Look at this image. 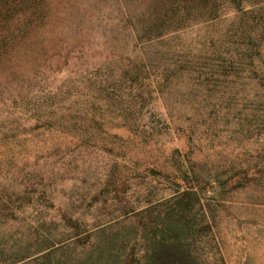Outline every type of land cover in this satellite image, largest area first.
Here are the masks:
<instances>
[{
  "label": "rangeland",
  "instance_id": "obj_1",
  "mask_svg": "<svg viewBox=\"0 0 264 264\" xmlns=\"http://www.w3.org/2000/svg\"><path fill=\"white\" fill-rule=\"evenodd\" d=\"M34 5L0 0V90L8 107L59 103L61 126L30 131L14 107L23 127L0 147V251L34 254L46 239L68 245L60 260L112 238L131 248L151 218L183 209L193 227L214 224L210 248L194 237L204 264L219 253L264 264V2Z\"/></svg>",
  "mask_w": 264,
  "mask_h": 264
},
{
  "label": "trees",
  "instance_id": "obj_2",
  "mask_svg": "<svg viewBox=\"0 0 264 264\" xmlns=\"http://www.w3.org/2000/svg\"><path fill=\"white\" fill-rule=\"evenodd\" d=\"M256 2L258 5L264 0H256ZM34 6H36L34 0H30L29 7ZM260 19L264 21V14H261ZM168 20L166 17L157 21L163 24ZM156 25H158L157 28H161L159 22ZM161 34L163 32L159 31L158 36ZM18 97L20 98L21 94ZM28 98L29 95L21 103H17L16 98H13L10 104L12 107H8L9 100L12 99V92L10 89L0 90V147L10 145V139H13L18 130L23 127L18 119H12L16 110L14 107L21 108L24 115L28 113L32 115L31 118L35 120L36 125L30 128V131L41 128L57 129L61 126L59 123L61 119V115L59 117V103L55 105L54 102L49 105L47 102H34ZM85 140L87 141V139ZM24 143L23 140L19 139L12 142V144L19 146ZM193 193L190 189L183 193L178 192V195L184 199ZM150 222L153 226L143 229L140 235L137 233L135 238L140 236V240H135L131 248H128L124 241L112 238L109 241L110 245L108 244L106 247L98 245L93 247L88 254L75 255L74 257L67 255L65 259L60 260L55 257L57 251L64 250L68 245H61L57 248L55 245H49V241L46 239L45 242L47 243L43 247H38L39 249L34 254L29 253L27 248L18 250L10 248L6 250L7 252L1 250L0 264H204L205 260H201L195 248L194 237L197 234L202 235L201 243L208 245L209 248L216 244L213 222L207 219L202 221L199 228L193 227L183 209H179L176 215L165 214L163 217H158V220L151 218ZM257 225L259 224L257 223ZM74 240H80V236L76 235ZM137 246L140 247L139 252ZM219 255V262L226 264L223 255L221 253Z\"/></svg>",
  "mask_w": 264,
  "mask_h": 264
}]
</instances>
